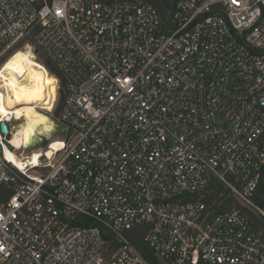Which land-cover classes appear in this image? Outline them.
Returning a JSON list of instances; mask_svg holds the SVG:
<instances>
[{
	"label": "built area",
	"instance_id": "1",
	"mask_svg": "<svg viewBox=\"0 0 264 264\" xmlns=\"http://www.w3.org/2000/svg\"><path fill=\"white\" fill-rule=\"evenodd\" d=\"M156 1L0 0V70L37 47L65 82L44 151L0 114V264H154L126 236L145 224L160 264H264L243 213L192 198L217 178L264 216V0H177L168 24Z\"/></svg>",
	"mask_w": 264,
	"mask_h": 264
},
{
	"label": "bare ground",
	"instance_id": "2",
	"mask_svg": "<svg viewBox=\"0 0 264 264\" xmlns=\"http://www.w3.org/2000/svg\"><path fill=\"white\" fill-rule=\"evenodd\" d=\"M33 53L32 47L17 51L0 70V83H4L3 87H8L7 96L0 93V114H16L20 123L12 142L18 149L26 148L33 132L42 122H48L46 115L37 111L52 110L57 98V78L38 62ZM54 122H48L39 132L42 135L51 134L55 129ZM5 153L8 158L22 165L8 147H5ZM37 158L36 156L34 159L35 163Z\"/></svg>",
	"mask_w": 264,
	"mask_h": 264
},
{
	"label": "trees",
	"instance_id": "3",
	"mask_svg": "<svg viewBox=\"0 0 264 264\" xmlns=\"http://www.w3.org/2000/svg\"><path fill=\"white\" fill-rule=\"evenodd\" d=\"M176 2L177 0H157L155 2V5L162 16V19L167 24L170 23L173 17ZM37 52L38 55L42 57L41 59L45 62L44 64L51 72V74L56 75L61 81L62 88L59 99V105L56 106L55 111L53 113V116L55 118H58L61 114L63 106V87L65 84L64 77L57 70L54 64H52L45 57L43 58V56H41L39 50H37ZM192 198L194 201H202L207 205L208 211L211 213L210 219L224 212H228L233 209H238L248 218L252 226L261 234L264 240V216L258 213L257 211L253 210L252 208L241 204L237 200V198L232 194L231 190L219 179L213 178L210 187L205 192L195 194ZM253 199L255 203L264 210V169L262 171V178L258 190ZM81 221L84 222L83 224L85 226H101L99 222L93 219L85 220V218H81ZM149 229L150 224H145L133 230H129L126 233V236L144 258L154 264H160L159 260L156 258L154 251L145 241V237L149 232ZM103 235L108 240L110 250L115 251L119 247V241L117 239V236L111 233L109 230L105 229L104 227Z\"/></svg>",
	"mask_w": 264,
	"mask_h": 264
},
{
	"label": "rangeland",
	"instance_id": "4",
	"mask_svg": "<svg viewBox=\"0 0 264 264\" xmlns=\"http://www.w3.org/2000/svg\"><path fill=\"white\" fill-rule=\"evenodd\" d=\"M33 48V47H32ZM37 50H39L37 47L34 49L33 48V54L35 55V56H37L38 57V62L39 63H41V64H43V63H45L41 58L42 57H40L38 54L36 55L35 54V52H37ZM40 51V50H39ZM40 54H41V56H43V58L45 57V55L42 53V52H40ZM46 58V57H45ZM47 59V58H46ZM57 105H59V101H58V104ZM42 111V110H41ZM38 113H42V114H45L46 115V117L48 118V122H52V121H54L55 120V117H51L52 115H50V114H48V113H45V112H39V111H37ZM56 121V120H55ZM48 122H42V124L41 125H39V127H38V129H36L34 132H33V134H32V136L33 137H31V140H30V142L28 143V145H26V148L24 149V151H25V154H27V155H30L31 153H35V152H37L38 150H45V146H46V144H47V139L49 140L50 139V137L51 138H55L56 136H54V135H58V136H61V134H62V128L61 127H58L56 130L54 129V130H52L53 131V133H51V134H46V135H42L40 132H39V130L40 129H42V127L43 126H45ZM15 124L16 125H18V123L17 122H15ZM54 124H55V126H54V128H56L57 126H56V123L54 122ZM57 133V134H56ZM7 137L9 138V135H7ZM10 149H11V147H9ZM11 150H13V149H11ZM17 154H18V152H17ZM238 202V201H237ZM239 203V202H238Z\"/></svg>",
	"mask_w": 264,
	"mask_h": 264
},
{
	"label": "water",
	"instance_id": "5",
	"mask_svg": "<svg viewBox=\"0 0 264 264\" xmlns=\"http://www.w3.org/2000/svg\"><path fill=\"white\" fill-rule=\"evenodd\" d=\"M1 130L3 131V133H8L9 132L8 124L2 123Z\"/></svg>",
	"mask_w": 264,
	"mask_h": 264
}]
</instances>
